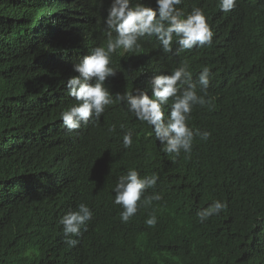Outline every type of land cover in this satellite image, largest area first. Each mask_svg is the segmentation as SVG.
<instances>
[{"label": "trees", "instance_id": "16d2710c", "mask_svg": "<svg viewBox=\"0 0 264 264\" xmlns=\"http://www.w3.org/2000/svg\"><path fill=\"white\" fill-rule=\"evenodd\" d=\"M110 2L0 0V264H264V0H238L229 13L218 0H183L186 13L205 12L212 46L177 55L145 38L141 51L113 55V94L147 88L184 60L194 80L210 68L212 102L195 107L189 125L211 137L175 160L120 102L77 132L62 125L75 103L65 87L78 75L72 65L106 43ZM129 168L158 173L149 192L162 199L125 224L112 188ZM217 199L227 208L200 223L197 211ZM79 203L93 219L68 247L59 218Z\"/></svg>", "mask_w": 264, "mask_h": 264}, {"label": "clouds", "instance_id": "9594fccd", "mask_svg": "<svg viewBox=\"0 0 264 264\" xmlns=\"http://www.w3.org/2000/svg\"><path fill=\"white\" fill-rule=\"evenodd\" d=\"M182 2L155 0V6H152L144 0H111L104 18L106 43L94 47L90 55L74 63L73 71L78 75L66 81L67 94L75 101L60 113L62 125L68 133L77 132L82 124L100 121L108 106L120 102L131 116L151 128L160 150L173 160L181 153L190 155L197 139L209 140L210 131L189 125L194 108L212 102L208 93L212 72L208 66H203L194 80L189 62L184 60L169 74L153 75L147 88L137 87L122 94H113L105 84L117 73L111 66L113 55L141 51V41L145 38H155L164 53H172L175 45L177 55L212 46L214 32L203 9L194 7L186 13L178 7ZM237 3L238 0H218L217 6L221 12L229 13ZM120 127L123 130L124 125ZM115 131V125L108 129L109 133ZM122 144L125 149L132 147V131L123 132ZM158 180V173L141 175L135 168H129L116 179L112 202L121 209L122 223L130 222L140 208H148L153 201L162 199L160 193L149 192L156 188ZM226 208L227 203L217 199L197 211L196 216L200 223H204ZM92 219L93 211L86 203H79L74 210L59 218L68 247L79 243L72 237H79L82 231H86ZM157 223L153 211L145 224L154 228Z\"/></svg>", "mask_w": 264, "mask_h": 264}]
</instances>
